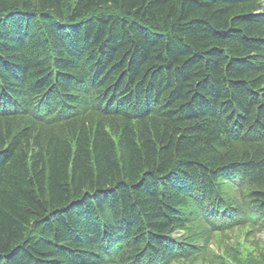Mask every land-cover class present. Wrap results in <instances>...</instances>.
Masks as SVG:
<instances>
[{"label": "trees", "instance_id": "16d2710c", "mask_svg": "<svg viewBox=\"0 0 264 264\" xmlns=\"http://www.w3.org/2000/svg\"><path fill=\"white\" fill-rule=\"evenodd\" d=\"M255 232L264 0H0V264H264Z\"/></svg>", "mask_w": 264, "mask_h": 264}, {"label": "rangeland", "instance_id": "374dc122", "mask_svg": "<svg viewBox=\"0 0 264 264\" xmlns=\"http://www.w3.org/2000/svg\"><path fill=\"white\" fill-rule=\"evenodd\" d=\"M237 234V236H235ZM228 237H225L221 244L219 245V247H215V251H221L222 249L227 250H231L232 247L235 249L237 247V245L235 246V240L237 238V240L242 241V236L240 235V233H237L236 231L232 234V235H227ZM248 242L246 241V245L248 247H250L251 245H254L256 243H259L261 241H264V232H255V234H253L252 236H250L248 238ZM233 251V250H231ZM237 256V254H236Z\"/></svg>", "mask_w": 264, "mask_h": 264}, {"label": "bare ground", "instance_id": "6f19581e", "mask_svg": "<svg viewBox=\"0 0 264 264\" xmlns=\"http://www.w3.org/2000/svg\"><path fill=\"white\" fill-rule=\"evenodd\" d=\"M20 10V9H19ZM27 13V12H26ZM53 13V12H52ZM64 16V15H63ZM56 22V21H55ZM153 29V28H152ZM99 51V50H98ZM112 74V73H111ZM117 75V74H116ZM152 83V82H151ZM50 87V86H49ZM231 92V91H230ZM155 114V113H154ZM162 117V116H161ZM210 167V166H209ZM107 244V243H106Z\"/></svg>", "mask_w": 264, "mask_h": 264}]
</instances>
